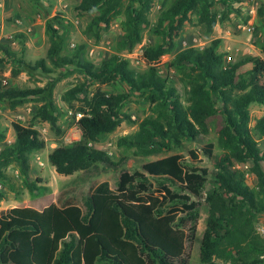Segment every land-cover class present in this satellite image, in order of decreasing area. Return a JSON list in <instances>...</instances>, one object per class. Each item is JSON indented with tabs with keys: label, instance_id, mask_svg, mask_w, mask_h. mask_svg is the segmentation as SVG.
Segmentation results:
<instances>
[{
	"label": "trees",
	"instance_id": "trees-1",
	"mask_svg": "<svg viewBox=\"0 0 264 264\" xmlns=\"http://www.w3.org/2000/svg\"><path fill=\"white\" fill-rule=\"evenodd\" d=\"M154 2L82 0L78 10L89 13L100 9L92 20L95 26L109 25L113 17L124 13L123 46L131 52L143 40ZM213 3L214 0H174L156 29L160 33L163 27L168 29L165 38L169 46H148L143 54L148 69L143 72L132 68L130 61L120 55L98 66L81 61L78 52L61 56L63 43L53 24L48 23L52 40L49 57L55 66H77L87 78L101 83L121 80L130 92L144 95L155 106L157 115L145 118L135 132L121 136L119 146L146 155L186 141L201 147L188 150L189 158L174 153L144 162L141 170H125L115 187L109 181L100 182L82 203L71 197L76 191L71 189L62 191L55 203L43 209L17 206L0 210V264H192L189 248L198 240L197 223L209 183L215 187L207 193L210 210L198 264H264V237L255 227L257 216L264 213V147L260 144L264 141V115L251 124V106H264V60H258L244 77L245 59L226 62L220 38L203 48L179 50L170 66L179 75L185 100L156 66L162 55L175 50L173 31L184 25L191 11H196L208 31L214 30L222 18L212 10ZM259 10L264 14V5ZM18 61L22 68L50 71L44 59L34 65L24 57ZM54 87L55 82H49L33 90L10 88L0 91V100H12L15 106L31 94H41L46 103L37 115L57 128ZM86 87L83 83L69 89L65 100L70 102ZM128 96L98 88L92 97L83 99L86 111L78 121L81 138L56 146L49 154L58 173L70 175L99 166H118L96 144L131 120L123 111ZM215 117L221 119L219 154L213 142L205 141ZM12 125L16 138L0 152V174L1 166L12 160L27 174L30 155L43 149L46 142L36 128L21 122ZM4 138L0 132V139ZM201 155L214 162V170L197 165ZM247 161L252 162L255 186L247 183L246 171L236 166L237 162ZM28 186L33 192L37 190L35 182Z\"/></svg>",
	"mask_w": 264,
	"mask_h": 264
},
{
	"label": "rangeland",
	"instance_id": "rangeland-1",
	"mask_svg": "<svg viewBox=\"0 0 264 264\" xmlns=\"http://www.w3.org/2000/svg\"><path fill=\"white\" fill-rule=\"evenodd\" d=\"M81 1L0 0V91L10 88L33 90L43 88L49 82H55L53 100L57 111L54 114L58 115L57 128L37 115L38 109L46 103L41 94H31L22 104L15 106L12 100H0V132L5 134V138L0 139V152L15 141L16 133L13 129V122H21L26 126L36 128L46 142L43 149L34 151L30 155L31 167L27 174L22 173L16 160L1 166L0 191L4 197L0 199V210L17 206L43 208L55 203L62 191L71 189L76 190L71 197L75 202L82 203L83 197L100 182L109 181L115 187L116 181L125 170L130 172L141 170L144 162L174 153H182L189 158L188 150L201 147L198 143L186 141L181 146L165 148L154 154L146 155L134 149L129 150L119 146L118 141L121 136L135 132L145 118L157 115L155 106L144 95L130 92L128 86L121 80L101 83L87 78L77 66L70 64L55 66L49 57L52 40L47 31V25L51 22L57 30L59 40L63 43L61 56H73L78 52L81 61L91 62L98 66L102 61L114 55H120L130 61L132 68L141 72L146 71L148 65L143 56L145 49L157 44L169 46L165 38L168 29L163 27L161 33L156 29L161 26L160 22L164 14L172 7L174 0H155L148 14L150 23L143 31V40L131 52L123 46L124 13L113 17L109 25L101 23L95 26L92 25V20L100 14V9L89 13L81 12L78 10ZM263 5L264 0H214L212 10L222 18V21L215 26L213 31H208L206 25L199 21L196 11H191L184 25L173 31L172 39L175 43V50L162 55L156 66L176 85L183 100L186 97L185 89L178 73L170 66L171 60L179 50L190 46L203 48L213 39L220 38V51L225 53L226 62L245 59L244 77L248 75L258 60H264L262 50L264 14H261L259 10ZM248 26L253 27L251 32L247 30ZM21 57L33 65L44 59L50 71L22 68L18 61ZM83 83L87 85L85 90L70 102L66 101L64 98L66 92ZM98 88L109 94L119 92L129 94L123 111L131 117V120L124 121L115 131L104 135L96 144L98 148L109 153L118 166H99L87 173L78 171L70 175L60 174L50 162L49 154L56 146L69 144L81 138L82 131L78 121L86 111L83 99L86 96L92 97ZM251 113L253 118L251 124L254 125L256 120L264 115V106L253 104ZM220 125L219 117L211 120V132L205 139L206 143L213 142L216 145L218 154L221 153L218 147ZM260 144L264 147V141H260ZM197 165L211 170L215 169L214 162L203 155L199 157ZM236 166L246 171L248 184L251 186L257 184V178L250 170L251 161L237 162ZM30 182L36 183L37 190L34 192L28 186ZM214 187L209 183L204 190L197 223L198 240L189 248L192 264H198L200 261L201 239L207 227L210 210L207 193ZM255 227L256 231L264 237V213L257 216ZM217 261L224 262L221 259Z\"/></svg>",
	"mask_w": 264,
	"mask_h": 264
},
{
	"label": "built area",
	"instance_id": "built-area-1",
	"mask_svg": "<svg viewBox=\"0 0 264 264\" xmlns=\"http://www.w3.org/2000/svg\"><path fill=\"white\" fill-rule=\"evenodd\" d=\"M247 30H249L250 32L253 30V27L252 26H248L247 27ZM6 83V82H5Z\"/></svg>",
	"mask_w": 264,
	"mask_h": 264
},
{
	"label": "crops",
	"instance_id": "crops-1",
	"mask_svg": "<svg viewBox=\"0 0 264 264\" xmlns=\"http://www.w3.org/2000/svg\"><path fill=\"white\" fill-rule=\"evenodd\" d=\"M50 205V204H49ZM32 207V206H31ZM46 207V206H45ZM45 207H43V208H45ZM34 208H36V207H34ZM43 208H37V209H43Z\"/></svg>",
	"mask_w": 264,
	"mask_h": 264
}]
</instances>
